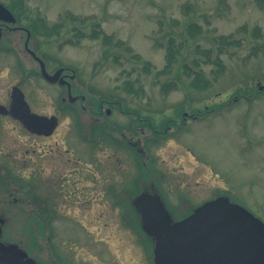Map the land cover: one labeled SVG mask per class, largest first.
Returning a JSON list of instances; mask_svg holds the SVG:
<instances>
[{
	"label": "rangeland",
	"instance_id": "obj_1",
	"mask_svg": "<svg viewBox=\"0 0 264 264\" xmlns=\"http://www.w3.org/2000/svg\"><path fill=\"white\" fill-rule=\"evenodd\" d=\"M25 1L31 16L40 15L51 25L64 21L62 16L68 12L89 19L84 28L87 36L101 26L115 42L125 43L117 47L105 44L102 38L79 39L72 32L74 24L67 20L61 39L55 40L54 47L61 50L51 66L61 64L74 69L77 79L87 87L83 94L88 100L115 97L160 123L166 117H176L179 105L184 106V113L192 114L227 103L238 93L254 97L252 102L238 100L232 108L206 119L189 118L184 126L171 132L169 139L150 146L147 159L162 175H155V180H160L170 204L178 205L181 200L201 204L230 193L235 203L264 221V94L255 98L258 87H264V53H253L255 44L264 45V38L253 34L256 27L264 31V9L258 0ZM185 5L192 8L188 13ZM96 23L100 26L95 27ZM22 25L26 26L27 21ZM244 26L249 30L238 32ZM232 35L234 42H223L222 37ZM77 39L80 44L66 43ZM37 40L44 42L43 38ZM172 40L177 60L169 65L167 53ZM204 51H210V57ZM218 56L225 65L224 73L219 75L214 63ZM145 63L150 65L149 71ZM28 65L34 67L30 62ZM15 70L13 60L4 57L3 64L0 62V101L7 100L12 86L22 80ZM200 71L209 80L201 90L191 84ZM168 83L176 84L177 89L164 98L161 89ZM22 87L34 110L45 115L54 113L63 94L59 86L38 77L25 81ZM131 88L135 91L129 92ZM109 119L125 126L131 117L114 111ZM70 120L64 119L60 131L66 130ZM101 154L104 162L118 159L117 163L123 165L121 180L137 175L128 155H114L112 150ZM101 215L103 218H93L95 213H87L79 220L81 225L72 221L74 227L58 231L49 246H56L62 259L68 256L75 264H148L137 235L123 229L122 210L114 213L103 202L98 217ZM56 225L65 227V221ZM81 226L87 228V233L80 232Z\"/></svg>",
	"mask_w": 264,
	"mask_h": 264
},
{
	"label": "flooded vegetation",
	"instance_id": "obj_2",
	"mask_svg": "<svg viewBox=\"0 0 264 264\" xmlns=\"http://www.w3.org/2000/svg\"><path fill=\"white\" fill-rule=\"evenodd\" d=\"M0 31V62L3 64L4 57L9 56L17 75L22 78L12 86L8 99L0 101V106L5 107L8 113L0 112V241L20 249L40 264H75L73 258L68 256L62 259L57 252L58 248H51L48 242L63 228L67 231L73 228L72 221H78L81 225L79 220L86 218L87 213H95L93 218H103L102 215L98 217L103 202L109 204L112 212L122 210V214L125 213L126 208L121 202H134L136 175L133 173L121 180L120 170L123 165L117 163L118 159H114L113 163L104 162L101 153L112 150L114 155L116 152L126 154L135 168L136 152L141 156L147 155L146 149L149 148L146 140L149 137H145L144 128H138L140 134H135L133 117L125 126L109 119L117 111L119 100H88L82 93L87 87L77 79L74 69L61 64L54 65V68L51 66L61 50L59 46L54 47L57 43L55 40L61 37H40L44 39L41 43L32 38L28 27L20 21L16 24L0 21ZM37 58L44 61L51 75L63 70L58 82L51 83L63 91L51 115L36 112L22 89L23 83L34 77H41L50 83L42 76ZM24 62H27L26 70L23 68ZM28 62L34 67H30ZM16 88L24 92L30 110L23 106L11 109ZM72 105L83 114V119L89 118L90 122H78V118L72 115ZM30 113L38 114L46 121L37 120ZM67 118L71 120L67 122L69 124L66 125V130L60 131L64 129V119ZM92 125L101 130L105 126H111L114 132H108L107 135L111 138L107 139L102 131L92 132ZM131 127L132 130L129 129ZM119 129L123 132H118ZM221 197L217 195L201 204H192L183 197L185 201L181 200L175 206L166 197L163 201L173 223L177 224ZM250 214L253 219L262 220L253 213ZM139 220L141 226V218ZM60 221H65V227L56 225ZM127 225L123 229L134 236L140 230L131 223ZM79 230L87 233L86 227L81 226ZM247 230L251 233L247 234ZM244 231L242 233L247 234L248 238L264 239V231L261 229ZM140 237L137 236V239L144 259L148 264H156L155 241L151 239L148 242ZM211 264H238V261L212 260ZM249 264H262V261H251Z\"/></svg>",
	"mask_w": 264,
	"mask_h": 264
},
{
	"label": "water",
	"instance_id": "obj_3",
	"mask_svg": "<svg viewBox=\"0 0 264 264\" xmlns=\"http://www.w3.org/2000/svg\"><path fill=\"white\" fill-rule=\"evenodd\" d=\"M0 21L17 23L13 13L2 3ZM40 64L42 74L48 81L55 83L60 79L63 70L50 75L42 60ZM13 101L12 110L22 106L30 110L20 89L14 90ZM5 110V107L0 106V112L8 114ZM30 115L46 121L37 114ZM134 206L141 214L143 230L156 243V264H211L212 260L219 262L226 259L238 261V264H249L251 261H262L264 264V239L248 238L246 235L251 233L250 230H247L246 235L242 233L245 229L253 228L264 231V223L253 219L248 211L233 205L228 198L222 197L206 204L204 210L177 224L173 223L172 216L158 194L145 192L136 198ZM0 264L39 263L20 249L0 241Z\"/></svg>",
	"mask_w": 264,
	"mask_h": 264
},
{
	"label": "trees",
	"instance_id": "obj_4",
	"mask_svg": "<svg viewBox=\"0 0 264 264\" xmlns=\"http://www.w3.org/2000/svg\"><path fill=\"white\" fill-rule=\"evenodd\" d=\"M259 6L264 9V0H258ZM190 5V4H189ZM189 5H185L184 9L187 11V13L192 9ZM12 11L15 13L17 16L18 20L20 22L26 20L27 21V27L28 29L32 32V35L34 38L44 36V37H53V36H61L62 31L66 25L67 20L72 22L74 25L72 27V32L74 33L75 36H79V39H83L89 36L91 39H100L102 38L105 44H108L109 46H117V47H124L125 43L122 40H118L115 42V39L113 38V35H108L106 32L101 30V26L99 23L95 24V27H99L100 29H94V33L92 35H88L85 33L84 28L87 26L88 20L85 17H80V16H74L68 12H66L63 16L62 19L64 21H61V23L57 24H49L43 17L40 15L37 16H31L29 13V7L26 5L25 0H12V3L8 6ZM69 17V18H67ZM242 29H239L238 32H241L240 30H243V32L248 31L249 28L247 26L241 27ZM199 32L202 31L201 27H198ZM253 34L255 38H264V31L262 28H254L253 29ZM223 42L226 44H230L234 42V35L228 36V37H222ZM231 40V41H230ZM174 40L170 42V46L168 48V53H167V59L169 61V65H172L174 62H176V51L174 49ZM70 43L76 45L80 44V40H72ZM255 49L253 53L255 55H259V53H264V45H260V43L255 44ZM127 49V48H126ZM128 51H131V48L127 49ZM110 53V51H107ZM209 57H210V51H204ZM137 59H140L139 56H136ZM216 67H217V72L216 74H222L225 71V65L223 64L220 56L218 58L216 57V60L214 61ZM146 64V70L149 69V64ZM23 68L26 70L25 64L23 65ZM205 75L203 74L202 71L195 73V79L191 82V84L197 88V89H204L209 85V80H206ZM127 85L129 83L127 82ZM177 89V85L174 83H168L162 86V95L164 98L168 97V95L172 92V90ZM129 92L135 91L134 88L128 89ZM83 93V92H82ZM255 98L258 97L260 94H264V92L260 91L259 87L256 91ZM109 98L106 97H101L99 98L100 101L106 100ZM245 99L249 102H252L254 97L248 98L245 94H240L234 95L233 98L228 101L225 104H220L217 106H211V107H206L202 111H193L192 116L195 118L198 117L200 119H206L207 117L213 115V114H218V113H223L226 109L232 108L233 104L237 102L238 100ZM112 102L115 100H118L114 97V99H110ZM72 115L76 116L78 118V122H83L86 121L83 119V114L81 115V112L76 108L74 105H72ZM119 111L125 113L126 115H129L130 117H133L135 123H137L139 126H135L134 132L135 134H140V131H138V128H144L146 132L148 131V136L149 137L146 141L147 144H152L158 145L159 143L169 139L173 133H171L173 130L180 129L181 128V122H183L185 119L183 118L184 114V106H177L175 108L176 111V117H164L165 119L161 121L160 123H156L155 119L152 116H144V113L142 111H138L132 107L123 105V101L119 99V106L117 107ZM89 117L91 115L89 114ZM89 120V119H88ZM90 120L88 121V123ZM93 124V123H92ZM87 125V124H86ZM90 125V124H89ZM132 130V127L129 128ZM172 129V131H171ZM89 131V129H88ZM92 132H100L102 131L104 133V137L109 139L111 136L107 135L108 132H114V129L111 126L108 127H103L102 130L98 129L95 127V125H92L91 127ZM118 132H123L122 129H119ZM135 167L137 171V175L135 177L136 181V190L134 193L133 197H136L139 195L141 192L144 191H159V187L154 181L155 175L157 172L156 167L154 166V163L149 160L144 159L143 156L139 155L138 152H136L135 156ZM228 195V194H226ZM125 205L126 211H125V218L124 221L127 223H131L136 227V229H140L139 232H136L139 236L145 237L146 241L150 242L151 240L147 238V236L142 232L141 226H140V220H139V215L136 212V210L133 208V205L131 201L123 203ZM133 214V215H132ZM133 216L135 219H133ZM138 225V226H137Z\"/></svg>",
	"mask_w": 264,
	"mask_h": 264
}]
</instances>
